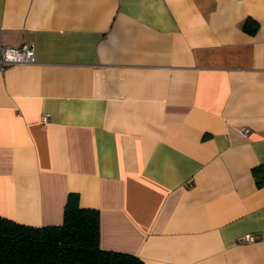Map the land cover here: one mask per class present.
Masks as SVG:
<instances>
[{
    "label": "crops",
    "instance_id": "1",
    "mask_svg": "<svg viewBox=\"0 0 264 264\" xmlns=\"http://www.w3.org/2000/svg\"><path fill=\"white\" fill-rule=\"evenodd\" d=\"M24 43L0 67L1 216L57 225L74 192L104 250L264 264V0H0V46Z\"/></svg>",
    "mask_w": 264,
    "mask_h": 264
},
{
    "label": "trees",
    "instance_id": "2",
    "mask_svg": "<svg viewBox=\"0 0 264 264\" xmlns=\"http://www.w3.org/2000/svg\"><path fill=\"white\" fill-rule=\"evenodd\" d=\"M242 27L255 33L258 23L246 19ZM251 172L256 186H264V163ZM78 199L68 194L57 225L33 226L0 215V264H144L133 254L102 249L99 212L79 206Z\"/></svg>",
    "mask_w": 264,
    "mask_h": 264
},
{
    "label": "built area",
    "instance_id": "3",
    "mask_svg": "<svg viewBox=\"0 0 264 264\" xmlns=\"http://www.w3.org/2000/svg\"><path fill=\"white\" fill-rule=\"evenodd\" d=\"M32 50L30 43H24L19 47L13 48L9 46H0V67H5L13 64H23L29 61V55ZM43 120H46V116H43ZM244 133L249 132V128H242ZM241 241L252 242L256 240V236L246 233L239 238Z\"/></svg>",
    "mask_w": 264,
    "mask_h": 264
}]
</instances>
